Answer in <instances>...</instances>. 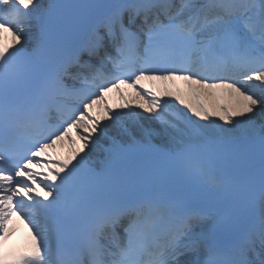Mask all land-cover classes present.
I'll return each mask as SVG.
<instances>
[{"label":"snow or ice","instance_id":"1","mask_svg":"<svg viewBox=\"0 0 264 264\" xmlns=\"http://www.w3.org/2000/svg\"><path fill=\"white\" fill-rule=\"evenodd\" d=\"M0 264H264V0H0Z\"/></svg>","mask_w":264,"mask_h":264},{"label":"bare ground","instance_id":"2","mask_svg":"<svg viewBox=\"0 0 264 264\" xmlns=\"http://www.w3.org/2000/svg\"><path fill=\"white\" fill-rule=\"evenodd\" d=\"M133 92H134V91H133ZM133 92H132V93H133ZM109 98H110V100H111V102H112L113 104L119 102V96H118V94H116V93H112L111 95L109 94ZM142 119H145V117H142ZM97 147H98V146H97ZM97 147H96V149H97Z\"/></svg>","mask_w":264,"mask_h":264}]
</instances>
